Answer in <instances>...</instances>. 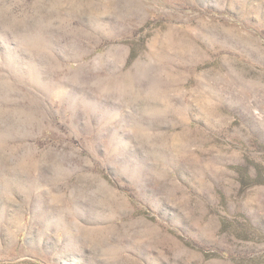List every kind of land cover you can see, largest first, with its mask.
Masks as SVG:
<instances>
[{
	"label": "rangeland",
	"instance_id": "rangeland-1",
	"mask_svg": "<svg viewBox=\"0 0 264 264\" xmlns=\"http://www.w3.org/2000/svg\"><path fill=\"white\" fill-rule=\"evenodd\" d=\"M0 264H264V0H0Z\"/></svg>",
	"mask_w": 264,
	"mask_h": 264
}]
</instances>
